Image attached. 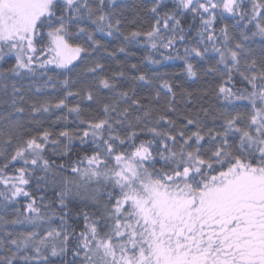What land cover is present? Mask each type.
Returning <instances> with one entry per match:
<instances>
[{
  "label": "snow or ice",
  "instance_id": "6c2138e0",
  "mask_svg": "<svg viewBox=\"0 0 264 264\" xmlns=\"http://www.w3.org/2000/svg\"><path fill=\"white\" fill-rule=\"evenodd\" d=\"M124 7L0 0V61L14 60L0 67V103L11 108L0 114V264H264V0H151L150 28L127 34ZM189 15L198 26H184ZM226 17L233 24L217 31ZM141 41L216 87L197 95L128 64ZM58 84L63 95L26 99ZM56 110L67 114L53 125L74 114L75 127L35 118ZM80 204L90 211L74 213Z\"/></svg>",
  "mask_w": 264,
  "mask_h": 264
},
{
  "label": "trees",
  "instance_id": "16d2710c",
  "mask_svg": "<svg viewBox=\"0 0 264 264\" xmlns=\"http://www.w3.org/2000/svg\"><path fill=\"white\" fill-rule=\"evenodd\" d=\"M123 4L125 5L123 9V17H124V23H125V28L124 32L127 34L128 31H131L133 28L146 31L150 28L151 24L154 22V17L147 11L148 8L151 6V0H122ZM164 3L168 6V8H171L172 6V0H164ZM250 6V5H249ZM166 9H161V11H165ZM182 23L184 26L187 28L188 25L194 24L195 26H198L199 21H192L190 15L185 16ZM228 24L229 27L233 24V20L230 17H226L225 19L221 20L218 19L215 23V27L217 31L224 25ZM195 28L192 29V32L194 33ZM120 45V40H112L109 44L110 49H114ZM261 45V40L259 37L255 38V43L253 44V47L259 51ZM39 47V45H38ZM177 48H179L182 52V46L178 42L176 45ZM128 52L131 54L129 59H128V64L131 63H136L140 68L148 71L151 70L156 73H169L170 76L165 77V79H170V82H173L175 84H183L185 87H189L191 90H193L197 95H199L200 90L204 87H211L215 88L216 83H217V77L214 76H204L203 72L200 71V76L199 78H188L186 75L182 73V68H183V61L181 60H161V56L159 52H156L154 50L150 49V46L143 43L141 41L140 43L132 44L128 46ZM151 54L153 58L157 60H161V64L158 65H151L147 60L144 59L147 55ZM165 55H168V52L164 53ZM39 55V52L37 53ZM118 59L121 61L125 60L124 54H118ZM107 63L108 65V70L109 71H117V66L114 61H102ZM14 63V60H9L5 59L4 61H0V67H10V65ZM90 63V61H89ZM83 67V65H81ZM207 67L206 64H198L197 68L198 70H201L203 68ZM79 71V69H77ZM60 79H63L62 77ZM22 83L25 85V89H27V85L29 81L25 79L22 81ZM77 87H80V85H77ZM236 87L237 88H244L246 87L245 84L241 83L239 78L236 80ZM62 88V85H57V90H52L51 88L45 90L42 93H36L35 89L33 88L31 93H28L26 96V99H43L45 97L47 98H55L58 95H63V92L60 91ZM75 90V89H73ZM141 95H148V93L141 91ZM7 97H4L2 93H0V100H6ZM77 99H72L70 98V103H76ZM81 104V107L85 109L86 114L91 113L94 114L97 111V105L94 102H90L87 100H81L79 101ZM207 103H214V97L212 98H206ZM25 107V113H24V118L27 120L28 113L30 112V108L27 103L21 105ZM191 106V105H189ZM11 111V108L4 103H0V114H4L6 112ZM63 114H67L66 110L63 112L56 110L54 111V114L49 115L45 114L44 116H37L35 117L37 120H40L43 124V127H54L56 131H59L65 123L69 127H75L76 121L74 118V114L69 116V119L67 122L60 121L57 122L55 125H53V121L55 120L56 116H60ZM35 131V129H33ZM142 138H147V137H142ZM80 151L79 144L76 142V147L74 149L72 158L75 159V152ZM2 158H0V163H2ZM60 161H57L59 163ZM22 166L21 164H16L15 167H20ZM11 171V169H10ZM35 185H33V188L30 189V191H34ZM34 194L39 197L40 193H35ZM47 199L48 200H54L55 196L53 193L49 192L47 194ZM26 203V201L21 198L19 202L16 204V207H21ZM76 211H90V209L85 206L84 204H80L78 207L74 206V213ZM8 219L12 218V213H9ZM83 218L81 217L78 221H74V226L76 227L77 231H80L83 227ZM69 259L70 254H69ZM52 264H62L60 259H53Z\"/></svg>",
  "mask_w": 264,
  "mask_h": 264
}]
</instances>
